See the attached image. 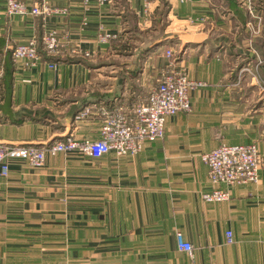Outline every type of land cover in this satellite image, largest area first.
Wrapping results in <instances>:
<instances>
[{
  "label": "crops",
  "instance_id": "obj_1",
  "mask_svg": "<svg viewBox=\"0 0 264 264\" xmlns=\"http://www.w3.org/2000/svg\"><path fill=\"white\" fill-rule=\"evenodd\" d=\"M6 1L0 0V49L53 30L90 57H47L22 70L7 53L0 144L41 146L67 134L98 139L96 106L144 98L167 63L166 45L175 66L203 85L190 93L191 110L166 118L163 138L137 155L93 160L58 153L38 168L9 156L8 175L0 176V264H189L177 250V232L192 245L194 264H264V62L249 69L253 77L241 75L244 59L256 62L253 51L264 61V39L250 37L247 22L213 0L172 3L167 35L155 44L143 36L159 3L147 21L142 0L100 7L89 0L87 12L84 0H44L67 12L44 18L8 17ZM190 17L205 22L190 24ZM99 26L117 38L96 44ZM251 142L260 156L258 181L232 187L226 202H203L201 193L213 187L200 155L220 143Z\"/></svg>",
  "mask_w": 264,
  "mask_h": 264
},
{
  "label": "built area",
  "instance_id": "obj_2",
  "mask_svg": "<svg viewBox=\"0 0 264 264\" xmlns=\"http://www.w3.org/2000/svg\"><path fill=\"white\" fill-rule=\"evenodd\" d=\"M89 0H84V12L89 10ZM97 6L112 4L113 0H95ZM159 0H142V15L149 21L153 12V5ZM168 3H183L185 0H164ZM254 0H242L241 5L246 9L250 27L256 34L261 21L260 10H255ZM5 13L11 16H40L67 14L65 9L52 8L44 0L32 6L25 1L7 0ZM251 19V20H250ZM190 24L202 23L203 18H188ZM82 25L86 19L82 18ZM117 35L107 32L99 26L95 36L96 44H108L115 40ZM41 44L46 57H82L89 58L90 52L82 50L67 40L62 41L55 31L44 32ZM0 49V79L4 74V63L7 53L13 63H20L22 70L35 68L44 63V56L38 50V40L32 37L26 44H16ZM172 47L163 49L167 63L158 71V79L147 95L130 105L121 103H99L96 108L101 116L99 138L96 140L76 139L72 134L64 135L60 140L41 146H19L0 144V176L6 177L9 172V156L22 155L27 163L38 168L44 164L47 155L58 153H78L89 159L97 160L110 153L116 157L137 155L146 142L160 140L164 136V124L168 117L191 110L190 93L202 86L197 81L190 80L183 68L174 64ZM55 68L54 63H48ZM88 113V110L85 111ZM264 142V133L261 136ZM200 159L207 167V178L213 187L210 191L201 193L200 197L206 203H222L230 199V191L234 186H244L258 181V171L261 166L258 146L255 142L248 144L229 145L220 143L210 152L200 155ZM226 238L231 242V232ZM177 250L186 253L192 261V245L185 241L177 232L175 235Z\"/></svg>",
  "mask_w": 264,
  "mask_h": 264
},
{
  "label": "trees",
  "instance_id": "obj_3",
  "mask_svg": "<svg viewBox=\"0 0 264 264\" xmlns=\"http://www.w3.org/2000/svg\"><path fill=\"white\" fill-rule=\"evenodd\" d=\"M225 1L227 2L226 6H229V9H231L236 14H238L240 16L239 18L243 19L244 24H246V22L248 20V16L246 15L245 11L242 8H240L241 4H239V1L238 0H225ZM158 3H159V8H160V13L156 14V11H155V13L153 12V14H152V18H151V19H153L152 24L148 28L145 35L143 36L145 44H147V43L155 44V42H158L161 38H164L167 35L163 32V28H164L165 23H166V20L164 23V18L166 19L165 15L169 11V9L171 7V3H168L164 0H159ZM258 3L259 2H257V4ZM259 4H261V3H259ZM257 7L264 9V6H257ZM262 33H263V39H264V25H263ZM41 37H42V35L39 38H37L38 39V50L44 56V51H43L42 44H41ZM140 37H141V35H140ZM144 51L145 50H143L141 53H143ZM44 57L47 58L46 56H44ZM49 58L50 59H58V58H54V57H48V59ZM105 103H107V102H105Z\"/></svg>",
  "mask_w": 264,
  "mask_h": 264
},
{
  "label": "rangeland",
  "instance_id": "obj_4",
  "mask_svg": "<svg viewBox=\"0 0 264 264\" xmlns=\"http://www.w3.org/2000/svg\"><path fill=\"white\" fill-rule=\"evenodd\" d=\"M214 1V5L215 6H218V5H221V4H223V5H226L227 4V2L225 1V0H213ZM239 1V4H241V1L242 0H238ZM257 2H259V3H261V4H257ZM254 5H255V7H256V9L255 10H258V7L257 6H264V0H254ZM240 8H242L244 11H245V13H246V15L248 16V20H249V15H248V13L246 12V9L244 8V7H242V5L240 6ZM261 12V14H260V16H261V21H260V24H259V28L257 29V28H255L254 27V31L255 30H258V32L255 34L253 31H252V29H250V27H247L246 29H247V32L249 33V36L250 37H260V38H262L263 39V33H262V30H263V25H264V9L263 8H261V10H260ZM154 13H155V9H154ZM152 14V13H151ZM219 14H220V16L222 17V18H224V16H225V14H223L221 11H219ZM226 19H228L227 17L224 19V21H227ZM165 18H164V23H165ZM247 20V21H248ZM251 20V19H250ZM167 21V20H166ZM203 22H205V21H203ZM202 22V23H203ZM206 22H208V21H206ZM201 23V24H202ZM239 33H240V31H238ZM236 34H237V32H236ZM234 35V34H233ZM232 35V36H233ZM240 36H243V34H240ZM248 37V36H247ZM251 39L249 38V41H250ZM170 43V42H169ZM250 44H249V46H253V44H254V42L253 41H251V42H249ZM171 45H172V43H170ZM254 48H255V45L253 46ZM171 49H173V48H171ZM257 52V51H256ZM255 51H253V56H255V63H251V62H249V64H246V62H248L249 61V59H244L242 62H244L243 63V65L241 66L242 67V69H244L243 71L244 72H242V74L241 75H244V73H246L247 75H249L250 77H253V75L251 74V71H249V69H251V70H255V68L257 67V65L259 66V65H262L263 64V57H261V56H259L257 53H256ZM256 55H258V56H256ZM156 76H157V74H156ZM255 78V77H254ZM157 79H158V76L154 79V84H152L151 85V87L153 86V85H155V83L157 82ZM263 85H264V83H263ZM161 140V139H160ZM210 152V151H209ZM205 154V153H204ZM45 162V161H44Z\"/></svg>",
  "mask_w": 264,
  "mask_h": 264
},
{
  "label": "bare ground",
  "instance_id": "obj_5",
  "mask_svg": "<svg viewBox=\"0 0 264 264\" xmlns=\"http://www.w3.org/2000/svg\"><path fill=\"white\" fill-rule=\"evenodd\" d=\"M167 47H169V46H168V45H166V46H163V47H162V49H165V48H167Z\"/></svg>",
  "mask_w": 264,
  "mask_h": 264
}]
</instances>
